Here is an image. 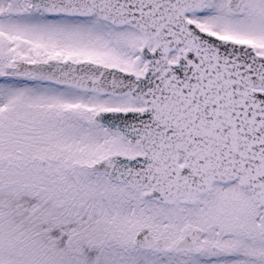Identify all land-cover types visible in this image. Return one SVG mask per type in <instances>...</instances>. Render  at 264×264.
Segmentation results:
<instances>
[{"label": "snow or ice", "instance_id": "snow-or-ice-1", "mask_svg": "<svg viewBox=\"0 0 264 264\" xmlns=\"http://www.w3.org/2000/svg\"><path fill=\"white\" fill-rule=\"evenodd\" d=\"M0 264H264V0H0Z\"/></svg>", "mask_w": 264, "mask_h": 264}]
</instances>
